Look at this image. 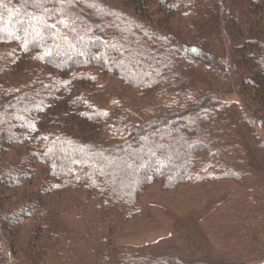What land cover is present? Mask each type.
<instances>
[{
	"label": "trees",
	"instance_id": "1",
	"mask_svg": "<svg viewBox=\"0 0 264 264\" xmlns=\"http://www.w3.org/2000/svg\"><path fill=\"white\" fill-rule=\"evenodd\" d=\"M132 1L0 0V264H233L115 240L150 186L226 180L209 234L264 251L260 0Z\"/></svg>",
	"mask_w": 264,
	"mask_h": 264
},
{
	"label": "rangeland",
	"instance_id": "2",
	"mask_svg": "<svg viewBox=\"0 0 264 264\" xmlns=\"http://www.w3.org/2000/svg\"><path fill=\"white\" fill-rule=\"evenodd\" d=\"M150 7L151 5L149 10ZM259 7L264 10V0H260ZM149 10L145 14H152ZM246 95L248 98L244 102L248 105L264 108V82L248 90ZM227 98L242 101L237 92L229 94ZM244 102L241 103L242 106L245 105ZM67 106V99L61 95L49 112L60 113ZM73 119H76L77 130L81 132L89 130L88 124L81 118L73 116ZM261 133L264 137V128ZM48 179L49 177L45 178ZM241 190L246 191L244 185L231 180L205 185H185L174 191H165L160 184H154L140 200L141 208L146 212L119 227L115 237L116 243L135 250H147L158 256L175 255L191 261L264 264V251L254 256H237L235 253L223 250L204 224L205 218L215 206ZM20 192L22 191L19 189L17 193ZM54 198L57 202L63 201L59 195ZM27 231L30 233V229ZM26 235L24 230L21 240ZM27 242L28 240L21 242L17 250L18 254L24 251Z\"/></svg>",
	"mask_w": 264,
	"mask_h": 264
}]
</instances>
